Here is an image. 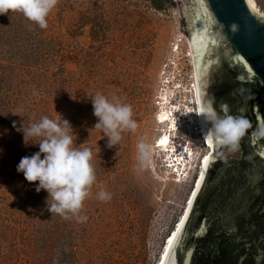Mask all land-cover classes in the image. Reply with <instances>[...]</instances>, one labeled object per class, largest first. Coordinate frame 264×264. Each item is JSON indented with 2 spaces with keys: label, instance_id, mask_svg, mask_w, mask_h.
I'll return each mask as SVG.
<instances>
[{
  "label": "rangeland",
  "instance_id": "rangeland-1",
  "mask_svg": "<svg viewBox=\"0 0 264 264\" xmlns=\"http://www.w3.org/2000/svg\"><path fill=\"white\" fill-rule=\"evenodd\" d=\"M256 2L264 16V0ZM183 3L58 0L47 17L46 29L20 11L0 14V225L19 223L21 229L17 236L14 231L4 235L0 229V244L4 250L13 241L20 247L19 253L32 254L30 262L16 257L18 264L41 260L37 248L41 240L30 234L44 230L34 216L48 208L43 204L46 192L36 191L38 181L29 182L17 171L20 159L39 149L24 144L23 133L13 127V121L17 127L23 123L27 127L43 116L70 121L74 147L92 149L96 172V182L77 214L87 219L80 222L69 214L66 236L53 251V258L43 263L158 264L169 238L189 214L197 184L201 186L203 181L201 174L204 178L206 172L205 157L210 159L213 153V146L205 145H209L208 138L204 143L199 133L196 140L200 138L202 143L195 142L192 170L179 182L167 167L171 153L157 145L164 126L158 115L165 63L186 67L188 83L194 87L191 102L194 109L199 107ZM173 70L169 68V73ZM61 78H65L63 83ZM98 92L130 104L137 121V129L123 132L119 144L111 147L102 130L94 128L98 118L93 114L91 96ZM142 139L152 145L147 164L138 159L137 144ZM185 142L179 141L181 145ZM242 153L240 144L236 151L221 149L219 160H240ZM101 189L111 198L100 200ZM6 216L16 222L2 221ZM31 218L36 220L30 222ZM72 245L76 247L72 249Z\"/></svg>",
  "mask_w": 264,
  "mask_h": 264
},
{
  "label": "water",
  "instance_id": "water-1",
  "mask_svg": "<svg viewBox=\"0 0 264 264\" xmlns=\"http://www.w3.org/2000/svg\"><path fill=\"white\" fill-rule=\"evenodd\" d=\"M204 1L211 15V27L188 35L195 58L200 109L211 106L221 115L216 105V101L221 100V111L223 105H227L230 111L234 101L228 94L225 71V61L229 59L240 69V78L252 86V98L247 102L248 107L244 108L246 118V112H251L252 118H247L250 130L247 135L244 133L239 144L244 148L243 138L246 139L255 157L250 160L241 157L240 160L228 158L220 161L219 151L223 146L211 139L213 154L210 163L164 264H194L200 255L204 257L200 264H264V155H261L264 152V16L256 12L248 0H229L226 10H221L219 0ZM244 26L251 30V41L242 31ZM241 56L244 62L238 59ZM249 68L252 69L251 73ZM237 115H242V112ZM202 117L208 132L211 122L206 121L203 114ZM219 161L225 162L229 170L228 183L224 184L227 186L224 192L226 198L219 205L220 208L214 209L211 217L203 216L195 228V240L206 236L210 228L218 232L217 243L207 246L208 249L202 254L198 252L196 242L186 243L187 226L209 173L214 163ZM247 224L251 226V233L248 238H243L236 230H241Z\"/></svg>",
  "mask_w": 264,
  "mask_h": 264
},
{
  "label": "clouds",
  "instance_id": "clouds-1",
  "mask_svg": "<svg viewBox=\"0 0 264 264\" xmlns=\"http://www.w3.org/2000/svg\"><path fill=\"white\" fill-rule=\"evenodd\" d=\"M58 0H0V14L20 11L30 21L40 28L48 26L47 17L56 6ZM93 114L98 118L94 128L101 129L103 136L108 137V146L119 144L122 133L135 131L137 121L134 120L130 104L122 103L117 97L109 98L105 94L96 93L91 96ZM223 115L211 106L197 112L203 114L205 120L211 122V128L206 138L214 139L219 146H228L230 151L239 148V142L246 129L250 126L244 115L231 114L227 105L222 106ZM31 119V117H28ZM13 127L23 133L24 144L38 145L39 150L24 156L17 164V171L23 173L29 182H37L36 191L46 190L48 211L65 219L69 214L83 222L86 216L77 215L83 207L85 199L96 182V172L93 165V151L89 147H74L75 133L69 120L43 116L31 122ZM201 134L204 135L202 131ZM138 159L142 164L149 162L152 145L142 139L137 144ZM98 155V153H97ZM100 200L111 198L110 193L101 189Z\"/></svg>",
  "mask_w": 264,
  "mask_h": 264
},
{
  "label": "trees",
  "instance_id": "trees-1",
  "mask_svg": "<svg viewBox=\"0 0 264 264\" xmlns=\"http://www.w3.org/2000/svg\"><path fill=\"white\" fill-rule=\"evenodd\" d=\"M226 64V73H227V83L229 85V91L228 94L231 97V99L234 101V103L231 105L230 113L237 115L238 112H242V115H244V108L248 107V100L250 101L252 98V86L250 83L247 81H243L240 78V69L233 65L229 59H226L225 61ZM222 72L224 71L223 69L221 70ZM63 83L65 81V78L59 79ZM216 85V84H215ZM216 105L219 108V111L221 115H223V112L221 111V105L222 101L217 100ZM246 116L248 119H251V112L248 111L246 112ZM7 121V120H6ZM3 123V122H2ZM9 123V122H8ZM7 122H4V124L8 125ZM250 128L248 127L246 129V135L248 134V131ZM243 154H242V159L245 160H250L251 158H254V152L253 149L249 146L248 141L243 138ZM31 149L34 151L38 150L39 147L38 145L31 144ZM228 146H223L222 150L227 149ZM228 173L229 170L225 165V162L221 163L216 162L214 163L213 169L210 171L208 179L206 181V184L204 186V189L202 190L201 196L199 203L195 207L194 214L192 215L189 223H188V236L186 238V243L191 244V243H197L198 244V252L204 254L205 250H207L208 247H211L215 242H216V235H218V232L215 231L213 228H210L208 234L198 240H195L194 237V231L195 228L197 227L198 222L203 216H208L211 217L212 212H214V209L216 207H219L220 204H222V201L226 198L224 195V192L227 188L225 187L224 184L228 183ZM45 197L48 196V193L46 190ZM44 203L46 204V199L43 200ZM42 204V206H44ZM220 208V207H219ZM11 212L4 211V214H10ZM36 219L39 220L40 226H44V230L36 233H31L30 236L36 237V240H41L42 244L40 246H37L39 249V256L40 259L37 263L35 264H44L43 262H49L50 259L53 257V251L57 249L59 242L61 243L62 239L66 236V233L68 232L67 230V219L64 217L58 215V214H52L50 211H45L38 213V215L34 216ZM1 219V216H0ZM31 218L29 221L33 222L34 220ZM11 218L9 216H6L2 221H10ZM52 220V223H51ZM1 221V223H2ZM13 222H16L14 220H11ZM226 227V226H225ZM1 233L5 235V231L9 232H16L15 235L17 236L18 232L21 230L20 229V224L16 223V225H12L11 223L5 224V226L0 225ZM20 229V230H19ZM230 228H228L229 230ZM243 238H248L249 234L251 233V226L250 225H245L242 227L241 230H236ZM71 233H73V230H71ZM13 235V234H12ZM11 235V236H12ZM14 235V237H15ZM39 242V241H38ZM217 243V242H216ZM15 242H11L8 245L7 249L1 250L2 244H0V264H18L16 262L15 258L19 257L20 260H24V262L31 261L30 257H32V254L30 253H19L20 252V247L18 245H15ZM75 248L76 245H72ZM63 252L68 253L69 250H64V246L62 247ZM72 252V251H71ZM74 254H76V251H74ZM203 256L200 255L196 258L194 264H200L203 260ZM80 263L78 260H75L73 264H78Z\"/></svg>",
  "mask_w": 264,
  "mask_h": 264
},
{
  "label": "bare ground",
  "instance_id": "bare-ground-1",
  "mask_svg": "<svg viewBox=\"0 0 264 264\" xmlns=\"http://www.w3.org/2000/svg\"><path fill=\"white\" fill-rule=\"evenodd\" d=\"M182 1L184 2L183 5L185 8L189 34L211 27L210 25L211 15L209 14L208 8L204 0H182ZM248 2L256 12L260 13L261 10L257 5L256 0H248ZM178 49L179 47H177V50ZM192 52H193V48H192ZM192 55L194 57V52L192 53ZM193 61L195 65V58ZM163 68L164 70H166V72L165 74L162 73V85H161L162 100L160 99L162 101L161 102L162 106H161V110L159 111L160 114L158 115V121L160 123H163L164 126L163 129L161 130L160 136L158 137L157 145L161 150L165 151L166 153L169 154L171 153V156H169L170 163L168 161L167 164V167H170L168 168V170L170 171L169 173H172L176 177V179L179 182H181L188 177V172L189 170L190 171L192 170L191 168L193 166V162H195L197 156L195 152V148L198 145V144L196 145L195 142H197L198 140L202 143V140L200 138L196 140V136L198 137L199 133L200 135H203L201 134L202 131L205 134H207V131L202 129V124L200 120H202V123L204 124L203 117L202 115L200 116L197 113L199 111L198 108L200 107V103H199V107L197 106L196 108L195 105V109H194V105L191 102L192 101L191 98H193L192 91L194 89L193 83L186 82L185 84L182 78H179L178 80L176 79V75H174V73H176L175 69L177 68V66L172 67L169 66L168 63H165ZM169 68L170 70L174 69L173 71L175 72L169 73ZM164 80L167 82L165 86H164ZM195 86L197 93L198 91L197 77L195 81ZM196 127H198V129ZM204 127L205 124L203 125V128ZM180 136L185 137L183 138L186 139L185 144L181 145L180 144L181 142L179 143V141L183 140L180 138ZM165 138H167V142L162 144L161 141L165 140ZM189 140H190V144L188 143ZM207 140H209V138ZM203 141L204 143H206L205 139ZM205 145H207V143ZM186 217H187V213L182 218L183 223L186 220ZM182 225L183 224H181L180 222L177 229L178 228L181 229ZM174 233H176V237H177L179 232H177L176 230ZM172 237L173 235L171 236V238ZM171 246H169V240H168L166 251L160 258L158 264L165 263Z\"/></svg>",
  "mask_w": 264,
  "mask_h": 264
},
{
  "label": "snow or ice",
  "instance_id": "snow-or-ice-1",
  "mask_svg": "<svg viewBox=\"0 0 264 264\" xmlns=\"http://www.w3.org/2000/svg\"><path fill=\"white\" fill-rule=\"evenodd\" d=\"M208 2H211V0H208ZM219 2H220V5H221V10H226V9H227V5H228V3H229V0H219ZM242 31H243V33H244L245 35L248 36L249 41H251L252 38H253L252 33H251V30H250L247 26H244V27L242 28ZM193 43H194V45L196 44V40H195V38H193ZM196 51H197V53H199V48H197ZM238 59H239L240 61L244 62V58H243L242 56H241V57H238ZM245 63H246V62H245ZM249 72H250V73L252 72V69H251V68H249ZM202 110H203V109H202ZM166 142H167V138H165V140L161 141L162 144H163V143H166ZM211 143H212V141H211V139H209V145H211ZM261 155H264V152H262ZM213 159H214V157H213ZM209 163H210V159H209V157H205L204 167L207 168V166H208ZM201 179H203V173L201 174ZM199 188H200V185H199V183H198V184H197V189H199ZM192 195H193V197H195L196 193L193 192ZM188 204H189V207H191L192 201L190 200V201L188 202ZM181 224H183V220L181 221ZM179 231H180V229L178 228V229H177V232H179ZM174 239H176V233H174V234H173V237L169 239V246L172 245V242H173Z\"/></svg>",
  "mask_w": 264,
  "mask_h": 264
},
{
  "label": "built area",
  "instance_id": "built-area-1",
  "mask_svg": "<svg viewBox=\"0 0 264 264\" xmlns=\"http://www.w3.org/2000/svg\"><path fill=\"white\" fill-rule=\"evenodd\" d=\"M186 57V56H185ZM192 57V56H191ZM184 64V62H183ZM177 68L175 69L176 73H174V75H176V79L178 80L179 78H182L183 79V82L186 84V82H189L187 77H186V74H185V66L182 65V67H180V65H176ZM174 71V72H175ZM183 72V73H182ZM173 75V74H172ZM174 77V76H173ZM187 79V81H185ZM177 82V81H176ZM194 94V93H193ZM195 95V94H194ZM196 102H198V100L195 98Z\"/></svg>",
  "mask_w": 264,
  "mask_h": 264
}]
</instances>
